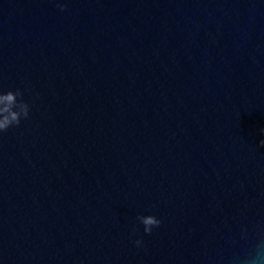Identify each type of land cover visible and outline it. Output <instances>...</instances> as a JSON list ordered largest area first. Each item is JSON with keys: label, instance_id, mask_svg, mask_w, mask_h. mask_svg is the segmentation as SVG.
<instances>
[{"label": "water", "instance_id": "obj_1", "mask_svg": "<svg viewBox=\"0 0 264 264\" xmlns=\"http://www.w3.org/2000/svg\"><path fill=\"white\" fill-rule=\"evenodd\" d=\"M17 89L0 264H264V0H0Z\"/></svg>", "mask_w": 264, "mask_h": 264}, {"label": "clouds", "instance_id": "obj_2", "mask_svg": "<svg viewBox=\"0 0 264 264\" xmlns=\"http://www.w3.org/2000/svg\"><path fill=\"white\" fill-rule=\"evenodd\" d=\"M61 10L66 5L59 4ZM22 97V93L19 89L16 91L0 92V131H6L12 125H19L21 117L27 118L29 115V105L23 99H17ZM261 145H264L262 140ZM139 221L144 225V232L151 233L154 226H159L161 220L154 215H143L138 217ZM140 240H136V244H140Z\"/></svg>", "mask_w": 264, "mask_h": 264}]
</instances>
